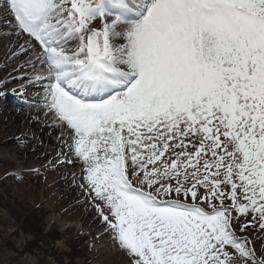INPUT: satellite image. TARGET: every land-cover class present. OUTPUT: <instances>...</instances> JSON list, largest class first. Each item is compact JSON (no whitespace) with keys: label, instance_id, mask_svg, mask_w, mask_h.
Segmentation results:
<instances>
[{"label":"snow or ice","instance_id":"obj_1","mask_svg":"<svg viewBox=\"0 0 264 264\" xmlns=\"http://www.w3.org/2000/svg\"><path fill=\"white\" fill-rule=\"evenodd\" d=\"M5 12L23 40L12 56L39 66L19 77L41 86L27 106L67 148L48 163H82L78 186L128 264H264L248 235H264V0Z\"/></svg>","mask_w":264,"mask_h":264},{"label":"bare ground","instance_id":"obj_2","mask_svg":"<svg viewBox=\"0 0 264 264\" xmlns=\"http://www.w3.org/2000/svg\"><path fill=\"white\" fill-rule=\"evenodd\" d=\"M5 4L6 0H0V90L11 94L5 96L6 104L3 103L0 107V154H5L7 162L1 169L6 170L12 166L16 169L14 172L16 173L21 168L30 167L29 171H21L19 178L22 177L23 182L17 185L18 191L25 195L31 192L35 199L50 205L52 211L58 212V215L77 220V224H80V227L75 225V228H78V238L102 246L106 241L105 225L97 217L96 211H90L85 205L81 199L84 192L75 182L76 178H79L78 182H83L82 163L80 162L78 167L73 166L72 163L51 166L48 162L55 160L57 153L61 150L67 152V148H62L58 139L60 130L47 126L51 121L45 118L42 107H27L19 110L14 108L21 104L15 103L11 98L33 100L41 91V86L34 85L26 79L19 80L15 76V74H28L30 71L34 74L39 66L36 69L27 65L21 68L20 65L25 64L26 57L12 56L15 45L23 43V40L15 35L14 29L5 19ZM16 79L18 84L21 83L19 87L13 82ZM4 82H7L6 86ZM21 89L24 91L21 92ZM32 131L38 132L37 137L32 136ZM17 137L27 139L18 140ZM69 159L72 162L75 160L72 157ZM33 169H38L39 174ZM13 177L16 178L17 175Z\"/></svg>","mask_w":264,"mask_h":264},{"label":"rangeland","instance_id":"obj_3","mask_svg":"<svg viewBox=\"0 0 264 264\" xmlns=\"http://www.w3.org/2000/svg\"><path fill=\"white\" fill-rule=\"evenodd\" d=\"M31 73L27 75L33 76ZM20 75L15 74L16 78ZM13 82L17 87L21 84H18V79ZM0 92L9 93L4 90ZM5 96L0 97V107L6 104ZM11 100L21 104L14 107L16 110L31 108L27 106L32 101L30 98L14 97ZM31 134L37 137L38 132L32 131ZM5 164V154H0V264H128L127 256L108 232L102 246L79 239L78 228H75L77 220L58 215L50 205L35 199L31 192L28 196L19 192L17 185L22 184L23 178L13 177L12 173L16 169L12 166L2 170ZM72 164L78 167L80 162L73 160ZM21 170L29 171L31 168L24 167ZM78 181L79 178H76L75 182L79 185ZM81 199L90 211L95 210L85 194ZM77 225L80 227V224ZM248 235L260 236V239H255V247L258 252L264 251L261 243L264 235L251 231Z\"/></svg>","mask_w":264,"mask_h":264}]
</instances>
